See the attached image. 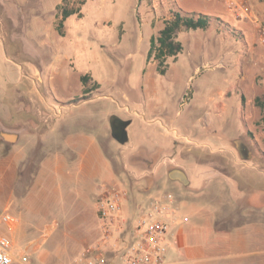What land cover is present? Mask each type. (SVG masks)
<instances>
[{"label": "crops", "instance_id": "0c3cea01", "mask_svg": "<svg viewBox=\"0 0 264 264\" xmlns=\"http://www.w3.org/2000/svg\"><path fill=\"white\" fill-rule=\"evenodd\" d=\"M1 1L9 21L4 24L2 37L7 35L18 55L23 51H34L44 57L43 68L29 64L24 71L21 67L25 78L11 83L13 99L17 98L12 112L7 111V98L0 96V224L4 226L0 236L9 237L15 246L27 252L33 264L47 258V251L44 253L42 249L51 231H78L84 233L83 239H91L85 234L92 232L85 207L88 202L92 203L95 222V216L98 217L95 198L105 187L114 186L117 176L116 153L106 149L105 144L97 146L98 141L102 144L101 137L94 140L92 130L94 125L100 127L101 113L109 120V138H113L111 122L117 118L130 121L128 135L132 129V133L147 139L138 151L141 149L148 157L153 155L146 167L156 168L155 173L162 166L166 170L173 167V172L191 184L192 155H195L200 162L219 160V172L223 176L233 177L228 171L230 161L249 167L254 161L258 162L264 174V131H258L263 114L256 105L258 98L264 101V47L259 43L260 31L264 27V0H169L157 8L162 12L157 16L153 14V1L149 7L140 6L144 9L149 42L159 35L177 11L186 16L202 14L210 17L207 28L182 27L175 41L182 45L185 37L192 48L190 55L200 56L201 62L214 60L217 70L231 66L239 71L232 90L241 89L235 102L236 115L243 122L244 132L233 137L214 129L212 122L205 127L204 133L199 132L192 122V115L180 120L178 112L168 106L167 100L153 103L163 80L174 83L181 77L182 69L174 64L169 66V61L178 60L177 56L170 57L165 74H160L154 57L148 59L150 48L146 54L141 53V63L136 64L138 51L134 46L145 40V29L135 28V37L125 34V25L129 21L126 17L132 16L138 8L136 0L134 4V0H124L127 5L122 8L123 0ZM44 1L49 7L43 6ZM232 4H244L249 13L237 18L230 9ZM233 18L237 21L234 22ZM133 20L136 23V16ZM38 29L41 41L34 44ZM125 41L126 45L122 47ZM103 49L108 51L113 62L104 58ZM48 52L53 55L51 60L47 58ZM231 56L235 58H231L230 65ZM106 66L111 72V80L107 81L100 73V69ZM138 88L140 92L136 91ZM226 99L228 95L222 92L221 100L214 102L208 113L214 114L216 119L223 118L229 112ZM101 101L114 104V108L101 112L95 107ZM139 126L143 128L140 132ZM203 140L208 152L201 149ZM219 141L228 145L216 149L214 145ZM154 155H157L156 159ZM31 162L36 163V170L30 181L25 182V168ZM209 166L211 168V165L206 168ZM11 174L13 179L6 177ZM194 175L201 177L203 173ZM169 176L181 181L177 176L172 177L171 171ZM243 195H249L248 205L254 208L258 203L255 198L264 195V188H255ZM130 204L126 205L127 217L135 209ZM15 207L19 208L18 215L10 211ZM65 208L77 212L71 213ZM24 213L41 218L37 219L39 224L33 227L36 219L24 220ZM197 231L199 229L192 227L191 220L173 225L171 241L175 242L173 247L184 252L189 263L204 264L213 257L207 258L213 249L192 242V233ZM38 232L42 234L37 237ZM96 237L83 245L79 253L100 240V222ZM249 253L256 252L246 254ZM219 256L222 255L216 257ZM227 264H260V261L246 256L244 261Z\"/></svg>", "mask_w": 264, "mask_h": 264}, {"label": "rangeland", "instance_id": "374dc122", "mask_svg": "<svg viewBox=\"0 0 264 264\" xmlns=\"http://www.w3.org/2000/svg\"><path fill=\"white\" fill-rule=\"evenodd\" d=\"M21 1L23 2V0ZM152 1L153 0H136L138 5L136 12L132 13V16L127 15L126 17L129 19L128 23L125 25L126 35L129 34L135 37V28L142 27L145 29V40L142 43H138L139 45L137 46H134L133 41V46L138 51L136 55V64L138 62L139 64L141 63L142 54H146L148 48L151 47L147 37L148 27L144 26V9L140 8V6L142 5L145 8L147 6L149 7ZM1 2L0 0V3ZM134 3L135 0L133 1V4ZM126 5V2L123 0L120 7L122 8ZM43 6L47 8L49 7V3L44 1ZM133 6L134 5H132V11ZM128 8H130V6H128ZM158 10L159 9L154 11V16L158 14L161 15V10ZM135 16L136 23L133 20ZM233 19L234 22L237 21L235 18ZM238 21L243 22L244 20ZM7 23H9V21L8 17L5 15V8L0 5V96L2 95L5 99L7 98L6 100L9 101L7 111L12 112L15 105H17L15 104L17 98H15V100L13 99L14 93L11 83L20 82L25 78L22 76L21 67L24 68V71H27L29 64H35L43 68L44 64L42 58L44 57L40 54H35L34 51L29 53L23 51L18 55L10 43L11 41H8L7 35H3L2 37L4 24L6 25ZM113 25H115V23ZM40 35L38 29L36 32L38 38H35L36 41L34 40V44L41 41V38H39ZM90 42L96 43L92 40ZM124 45H126V41L125 44H122V47ZM127 45L130 46L131 44L127 43ZM182 45V50L177 56L178 60L169 61V66L175 65L177 68L182 69L181 77L174 83L163 80L164 83L161 85L162 88L159 89V94L158 96L156 95L157 98L155 97L153 99V103L159 104V100H167L168 106L170 108H175L176 112H178L180 120L187 117L188 114L192 115V122L199 132L204 133L203 130L205 127L212 122L214 129L223 130L228 137L241 135V133L244 132L243 122L236 115L238 108L235 102L237 96L241 93V89L235 88L232 90V86L237 83L239 71L237 72L235 68L231 66L228 69L217 70L213 68V64H215L214 60L211 62H201L200 56H197L195 53L193 56L190 55L189 50L192 48L185 37L183 38ZM103 51L104 58L110 59L113 62V58L108 54V51L105 49H103ZM47 58L51 60L53 55L48 52ZM231 58H235V56L230 57V65L231 62H233ZM100 60H102V56ZM208 64H212L211 67H206ZM116 66L119 68V65L116 64ZM197 67H199L198 70L196 69ZM71 72L72 75H74V72ZM62 73L64 76L66 75L65 70ZM100 73L106 81L111 80V72L108 70V66L102 67ZM42 76L44 75L42 74ZM136 91L140 92L139 88L136 89ZM222 92L228 95L226 101L229 105V112L223 118L216 119L214 114L208 112L214 102L221 100ZM259 100L264 102L261 99ZM104 103L108 104V106L104 105ZM95 107L100 109L101 112H104V109L105 111H108L109 108L113 109L114 104L108 101H101L96 103ZM257 107L262 110L263 114V118L258 122V131L263 132L264 109L258 105ZM95 112H97V110H95ZM100 119L101 128L98 125H94V130H92L94 140L101 137L102 144L100 145V141H98L96 142L97 146L102 147V145L105 144L106 149L116 153L117 176L114 186L129 192L131 195L130 203L133 204L128 203V206L130 204L131 208L136 207L137 204L144 200H149L153 196L172 193L175 196L176 204L180 212L187 216L188 221H192V227H197L199 229V231L192 233V242L197 245L206 244L209 245V249H213V251L208 254L207 258L210 256L213 257L207 259L204 264H227L235 260L244 261L246 260V256L256 258V260L260 261V264H264V195L255 196L258 203L254 208L248 205L247 196L249 195H243L247 194L249 190L255 188L260 190L264 188V174H262L258 162L254 161L253 165L249 167L245 165L239 166L230 161L229 163L231 166L228 167V171L233 173V178L231 176L221 175L219 172L221 169L219 160L214 159L213 162H200L197 161L195 155H192V183L185 184L182 181L173 180V178L169 176V172L174 170L173 167L166 170V167L162 166L157 168L155 173L154 170H156V168L153 170L151 168L148 169L146 163L139 160V158H135L141 151V149L139 151L138 149L141 145L145 144L146 138L141 137L137 133H132L131 129L129 131L131 132L129 134V140L125 144H121L116 139L109 138L107 130L109 120L107 115L105 116V114L103 115L101 113ZM137 129L140 132L143 128L139 126ZM105 136L107 137L106 140L103 139ZM202 138L205 137L202 135ZM202 142L203 145H201V149L203 152H208L209 148L207 145H204L206 141L203 140ZM225 144L228 145L225 142L219 141V143L214 146L216 149H220ZM132 150H134V153H131ZM130 153L132 155L129 156ZM132 157L134 158L133 161ZM156 157L157 155L154 156V159H156ZM206 165H211V168L209 166L207 169ZM216 166L218 169H215ZM35 170L36 163L31 162L27 165L24 172L25 182L30 181ZM13 172L15 174V170H13ZM199 172H202L203 175H201V177H196L194 173L198 174ZM11 176L6 177L13 179L14 177L12 174ZM15 176L17 175L15 174ZM62 203L67 204L68 202ZM16 208L17 207H15V210L11 208L10 211L14 214L19 213V208ZM65 211L71 213L77 212L75 209L69 208H65ZM85 211L88 215V224L92 227V232L85 234L90 235L91 239H83L82 236L84 233L82 234L78 231L63 232L60 229L55 232L51 231V236H49L47 244L45 247L43 246L42 249L45 250L44 253L47 251V258L37 264H74V259L79 255L78 253L82 250L83 245L96 240L99 219L95 216V222L93 221L94 210L91 202H88ZM1 214L2 213H0V215ZM29 217L36 219L33 221V227L39 224L37 219L41 220V218H35L33 215L24 213V220H27ZM71 218L73 217L71 216ZM3 229V224H0V234L3 233ZM41 234L42 232H38L37 237ZM221 241L222 244H220ZM252 251L256 253L246 254ZM218 255L222 256L216 257ZM171 256L177 259H187L184 252L178 250L177 247L172 248Z\"/></svg>", "mask_w": 264, "mask_h": 264}, {"label": "built area", "instance_id": "2783aa9c", "mask_svg": "<svg viewBox=\"0 0 264 264\" xmlns=\"http://www.w3.org/2000/svg\"><path fill=\"white\" fill-rule=\"evenodd\" d=\"M168 0H153L154 10ZM233 14L241 19L249 13L244 4H232ZM259 42L264 47V27ZM212 64L206 65V67ZM214 65V64H213ZM214 68V66H213ZM131 201L127 190L105 187L95 198L101 238L87 246L74 259V264H189L171 256L173 225L188 221L182 217L172 193L153 196L137 204L130 217L125 215ZM15 222L13 218H9ZM0 264H33L30 255L0 236Z\"/></svg>", "mask_w": 264, "mask_h": 264}, {"label": "trees", "instance_id": "16d2710c", "mask_svg": "<svg viewBox=\"0 0 264 264\" xmlns=\"http://www.w3.org/2000/svg\"><path fill=\"white\" fill-rule=\"evenodd\" d=\"M210 17L202 14L183 15L180 11L174 13V18L168 21L165 28L157 37H152L148 59L154 57L157 61L158 72L162 75L166 72L167 62L170 57H176L182 50V45L175 41L181 28L204 29L207 28ZM85 80V79H84ZM257 105L264 109V102L257 100Z\"/></svg>", "mask_w": 264, "mask_h": 264}, {"label": "water", "instance_id": "95a60500", "mask_svg": "<svg viewBox=\"0 0 264 264\" xmlns=\"http://www.w3.org/2000/svg\"><path fill=\"white\" fill-rule=\"evenodd\" d=\"M121 123H122V125L120 127H115L113 125V123L111 122L112 137L114 139H116L119 143L125 144L129 140L127 127L129 125L130 121L121 120ZM174 175H173V177L176 178ZM177 178L181 179V181H183L185 184H187L185 179L182 176L178 175Z\"/></svg>", "mask_w": 264, "mask_h": 264}, {"label": "flooded vegetation", "instance_id": "af4514ba", "mask_svg": "<svg viewBox=\"0 0 264 264\" xmlns=\"http://www.w3.org/2000/svg\"><path fill=\"white\" fill-rule=\"evenodd\" d=\"M112 123H113V125L115 126V127H120L121 125H122V123H121V120H119V119H117V118H114L113 120H112ZM155 156V155H154ZM151 157H153V155H151L150 157H148L147 155H146V153L144 152V151H140V153L135 157V158H139V160H141V161H143L144 163H146V164H150V162H151ZM133 157H132V161H133ZM175 174V175H174ZM177 173H175V172H171V175H172V177H173V175L174 176H178V174L176 175Z\"/></svg>", "mask_w": 264, "mask_h": 264}]
</instances>
